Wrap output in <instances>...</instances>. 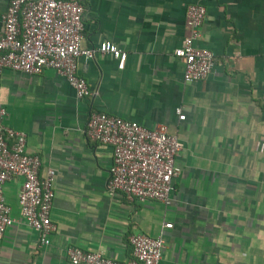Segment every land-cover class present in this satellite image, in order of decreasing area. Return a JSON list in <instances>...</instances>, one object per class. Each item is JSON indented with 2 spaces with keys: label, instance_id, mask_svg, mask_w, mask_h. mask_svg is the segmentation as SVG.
Returning <instances> with one entry per match:
<instances>
[{
  "label": "crops",
  "instance_id": "1",
  "mask_svg": "<svg viewBox=\"0 0 264 264\" xmlns=\"http://www.w3.org/2000/svg\"><path fill=\"white\" fill-rule=\"evenodd\" d=\"M79 1L82 47L108 40L127 56L123 67L110 53L79 57L90 90L82 99L53 69L33 76L3 70L4 123L26 134L40 176L55 171L56 230L42 245L21 219L23 178L6 182L14 224L0 240V264H71L70 246L128 261L133 233L162 235L159 264H264V0ZM191 3L206 7L198 44L213 52L215 65L205 79L185 82L174 50L188 33ZM8 4L0 0V16ZM94 111L147 128L163 124L177 136L180 171L169 204L109 191L112 148L85 132Z\"/></svg>",
  "mask_w": 264,
  "mask_h": 264
},
{
  "label": "built area",
  "instance_id": "2",
  "mask_svg": "<svg viewBox=\"0 0 264 264\" xmlns=\"http://www.w3.org/2000/svg\"><path fill=\"white\" fill-rule=\"evenodd\" d=\"M84 8L79 0H9L7 10L0 16V82L5 69L29 76L44 69H53L63 76L82 99L90 94L87 81L78 73L77 59H90L96 52L110 53L123 67L126 52L111 41L104 40L96 47L83 48ZM188 33L174 55L184 64V81L205 79L215 65V56L198 42L206 18V7L191 3L186 7ZM183 120L181 108H177ZM7 110L0 102V240L14 224L11 207L3 188L6 182L22 177L18 195L20 215L24 223L39 233L40 243L46 244L56 230L51 220L55 171L47 169L40 176L41 159L29 154L27 136L4 123ZM86 135L112 148L107 187L127 201H160L169 204L173 178L178 175L176 158L182 150L177 136L166 125L147 128L136 121L126 120L105 112L89 115ZM165 228H171L167 223ZM132 258L117 261L100 251L67 248L71 264H159L164 249L162 235L152 237L133 233L128 237Z\"/></svg>",
  "mask_w": 264,
  "mask_h": 264
}]
</instances>
